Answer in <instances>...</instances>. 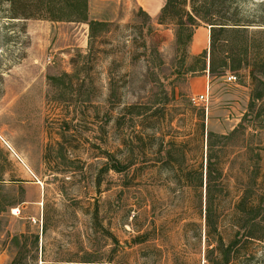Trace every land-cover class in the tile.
Returning a JSON list of instances; mask_svg holds the SVG:
<instances>
[{
	"label": "rangeland",
	"instance_id": "rangeland-1",
	"mask_svg": "<svg viewBox=\"0 0 264 264\" xmlns=\"http://www.w3.org/2000/svg\"><path fill=\"white\" fill-rule=\"evenodd\" d=\"M262 1L158 24L165 0H87L86 23H9L0 0V264H205L207 209L210 240L264 264V27L210 75L183 11L262 23Z\"/></svg>",
	"mask_w": 264,
	"mask_h": 264
},
{
	"label": "trees",
	"instance_id": "trees-1",
	"mask_svg": "<svg viewBox=\"0 0 264 264\" xmlns=\"http://www.w3.org/2000/svg\"><path fill=\"white\" fill-rule=\"evenodd\" d=\"M180 0H165V4L161 9L157 23L163 24L170 10L178 4ZM237 1V0H236ZM6 5V20L9 23H23L28 20H43L50 22H87V0H1ZM183 7L186 6L185 0H182ZM264 7V0L261 2ZM190 11L184 8V14L190 20L191 26L195 27L197 23L204 24L209 27V73L214 74L217 69L237 70L242 66H246L248 50L251 49V38L258 33L255 28L264 27V22L255 23L253 20L239 18L236 13L230 16L227 14L212 13L208 11L207 16L200 17L194 14V6L191 4ZM211 8H213L211 6ZM193 13V14H192ZM98 23L89 22L91 28ZM183 23L177 21L176 25L181 26ZM24 30V29H23ZM253 31V32H252ZM263 31L264 30H259ZM250 36V39H248ZM244 55L243 60L236 58V54ZM222 58L219 64L216 62L217 56ZM207 53L203 52L200 57L206 59ZM218 64V65H217ZM261 68L258 73L264 76V63L260 62ZM249 68V66H247ZM256 70L249 69L251 81L256 82L254 77ZM203 130V126H202ZM210 137L213 135L209 134ZM210 148V145H208ZM212 162L207 159L205 170L207 184L209 185L212 178ZM210 211L207 209L205 217L207 236V250L205 255V264H237L238 255L235 249L238 245L236 240L225 245L222 239L217 236V240H210L211 222L209 219ZM250 259V258H246ZM90 263V262H86Z\"/></svg>",
	"mask_w": 264,
	"mask_h": 264
},
{
	"label": "crops",
	"instance_id": "crops-1",
	"mask_svg": "<svg viewBox=\"0 0 264 264\" xmlns=\"http://www.w3.org/2000/svg\"><path fill=\"white\" fill-rule=\"evenodd\" d=\"M158 1L160 2V0H156L157 3H158ZM156 5H157V4H155L153 8H150V14H152V15H157V13H158L159 10H158V7L156 8ZM195 36H196V43L193 44V48H194V49H197L198 46H199L198 44H199L200 41H201V38L204 37V34H203L202 32H200V33H197ZM197 41H198L199 43H197ZM194 42H195V40H194ZM197 50H198V49H197ZM200 50H202V49H200ZM224 79H225V81H226V78H224ZM199 80H200L202 83L205 84V82L209 81V76H202V77H199ZM81 264H92V263H81Z\"/></svg>",
	"mask_w": 264,
	"mask_h": 264
},
{
	"label": "built area",
	"instance_id": "built-area-1",
	"mask_svg": "<svg viewBox=\"0 0 264 264\" xmlns=\"http://www.w3.org/2000/svg\"><path fill=\"white\" fill-rule=\"evenodd\" d=\"M226 81L227 82H235L236 81V77L235 76H228L226 78ZM207 99H208V97H207V94L205 92V94L199 95L195 101L199 102V103H206Z\"/></svg>",
	"mask_w": 264,
	"mask_h": 264
},
{
	"label": "bare ground",
	"instance_id": "bare-ground-1",
	"mask_svg": "<svg viewBox=\"0 0 264 264\" xmlns=\"http://www.w3.org/2000/svg\"><path fill=\"white\" fill-rule=\"evenodd\" d=\"M15 212H16V210H15Z\"/></svg>",
	"mask_w": 264,
	"mask_h": 264
}]
</instances>
